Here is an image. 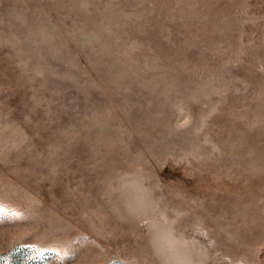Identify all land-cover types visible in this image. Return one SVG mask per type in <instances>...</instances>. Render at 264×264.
Returning <instances> with one entry per match:
<instances>
[{
	"label": "rangeland",
	"instance_id": "1",
	"mask_svg": "<svg viewBox=\"0 0 264 264\" xmlns=\"http://www.w3.org/2000/svg\"><path fill=\"white\" fill-rule=\"evenodd\" d=\"M0 264H264V0H0Z\"/></svg>",
	"mask_w": 264,
	"mask_h": 264
}]
</instances>
